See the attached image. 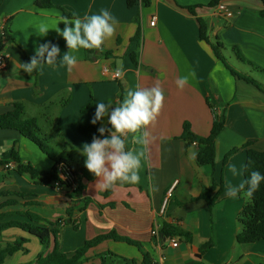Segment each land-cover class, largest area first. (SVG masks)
Instances as JSON below:
<instances>
[{
    "label": "crops",
    "instance_id": "obj_1",
    "mask_svg": "<svg viewBox=\"0 0 264 264\" xmlns=\"http://www.w3.org/2000/svg\"><path fill=\"white\" fill-rule=\"evenodd\" d=\"M35 1L0 0V43L7 57L0 72V115L12 111L13 104H21L26 115L35 118L46 134L67 144L73 160L78 161L86 158L81 152L83 145L92 142L79 128L92 127L100 134L98 129L104 127V135L110 136V113L129 88L158 84L164 106L147 129L149 143L138 184L101 189L95 177L73 199L71 190L41 185L38 178L0 167V193H10L0 197V205L14 202L0 213L14 214L7 220H24L15 214L29 212L44 221L62 223L59 245L68 256L85 241L113 232L139 243L154 264H264V241L238 244L235 240L240 231L237 216L248 197L243 193L227 197L224 192L211 209L200 197L204 188L214 184L211 196L220 182L225 187L226 183L236 186L244 181L247 148H243L248 142L250 149L264 153V84L251 76L257 73L264 77V73L253 71L234 54V49L238 50L245 61L264 71L260 0H219L218 4L229 9V18L216 6L208 7L212 0H147L145 5L143 0H134L131 6L127 0H52L53 7L45 9L38 8ZM193 7L194 14L189 11ZM101 9H107L117 20L115 36L105 41L102 50L81 49L70 72L61 66L59 58L55 65L43 64L32 74L19 68L20 63L30 62L41 44L58 45L61 57L68 51L55 30L39 36L41 23L55 28L63 17L62 10L83 19L99 14ZM153 17L155 24L150 26ZM197 19L206 22L209 42L218 39L223 52H229L238 65H231L223 54L229 66L255 81L259 89L233 77L216 59L210 45L199 39ZM61 23L58 27L62 30ZM5 33L10 42L3 39ZM118 67L123 75L114 79L112 74ZM183 76L188 77V83L181 89L177 80ZM98 102L108 104V115L94 125L91 121ZM221 114L225 127L216 140L215 165L198 167L193 156L196 146L185 148L180 139L182 126L188 123L196 136L207 137L214 116ZM14 144L23 162L42 171L51 169L53 164L45 155L15 131H0V160L9 159ZM126 148L137 151L141 146L129 135ZM232 150L235 153L223 164ZM232 164L241 169V175L233 176L229 169ZM85 198L90 202L82 210ZM67 209L72 210L70 216ZM163 223L188 233L190 239L172 237L178 244L175 248L167 238L158 241L151 231L160 232ZM17 238L28 240L25 251L7 257L3 264L33 263L43 249L35 238L18 229L0 233V247ZM51 248L52 244L44 254ZM79 264H142V255L125 242L106 240L88 250Z\"/></svg>",
    "mask_w": 264,
    "mask_h": 264
},
{
    "label": "trees",
    "instance_id": "obj_2",
    "mask_svg": "<svg viewBox=\"0 0 264 264\" xmlns=\"http://www.w3.org/2000/svg\"><path fill=\"white\" fill-rule=\"evenodd\" d=\"M218 1L219 0H212L208 4V7H215L218 4ZM260 2L262 3V9L258 12V14L260 17H264V0H260ZM133 3L134 0H127V4L129 6H131ZM147 3V0H143L142 2L144 5ZM35 5L42 9L53 7L52 0H36ZM189 11L190 13L194 14L195 7L189 8ZM62 12L63 17H72L69 12L65 10H62ZM197 22L199 25V39L210 45L216 59L226 67L233 77L251 83L259 89L260 87L255 81L243 74L238 73L229 66L225 57L223 56L224 46L218 39L212 43L209 42L206 22H204L202 19H197ZM61 25L64 26L63 23H61ZM3 39L7 42L11 41V38L6 33L3 35ZM3 45V43H0V51H2ZM234 54L241 63L248 64L253 71L264 73V71L252 66L250 63L245 61L239 54L238 50L234 49ZM131 59L134 60L133 56ZM224 127L225 121L223 114L220 116H214L212 127L207 137L196 136L194 133H192L188 123L183 124L180 139L184 141L185 148H189L193 143H195V163L198 167H214L216 157V140L218 135L224 130ZM0 131L17 132L20 136L33 143L40 150V152L47 156L53 163L50 170L42 171L32 166V164L29 162H23L19 157L18 150L14 144L8 155L9 159L0 160V167L3 170L5 169L4 167L9 164V162H12L15 165L13 169L15 173L18 175L28 174L33 179L38 178L37 182L41 185L58 183L66 190H71L72 185H74V189L71 190L70 196L73 199L78 198L85 189V185L95 178V176L91 174L85 167L86 158H81L78 161L73 160L67 148V144L61 141L60 138L59 140H55L53 137L46 134L39 126L38 121L35 118L28 117L26 115L24 107L21 104H13L12 111L0 115ZM55 132L57 134L56 137L58 138V130L56 129ZM79 132L82 135L88 137L90 140H93L94 136L100 139L105 137V135L101 136L98 134V132L92 127L82 126L79 128ZM250 145L251 142H248L243 148H247L243 171L244 180L249 177L252 171H259L261 174H264V153L250 149ZM53 146L59 150L54 151L52 148ZM234 153L235 150L230 151L224 157L222 163L225 164L228 158ZM216 186H218V189L213 196H211V194L214 192L215 184L210 188H204L200 193V197L206 199L210 209L215 206L219 196L225 192V187L221 182ZM107 192H109V190H107L105 193ZM242 193L244 194L243 191L240 194ZM8 195H10L8 192L0 193V197H5ZM14 195L18 197H25V194L22 193H14ZM89 202V199H83L84 206L81 209L83 210V208ZM11 205H14V202L7 201L0 205V210ZM66 213L68 216H70L72 214V210L67 209ZM12 215L14 214L6 212L0 213V233L9 229H18L30 237L35 238L41 245L43 252L40 253L36 260L31 264H79L81 258L88 250L96 247L106 240L125 242L129 245H132L136 247L142 255V264H154L149 254L142 249L139 243L119 237L113 232L85 241L84 244L71 256H68L61 252L59 245L58 230L62 223H50L29 212L15 214L24 218V220H7L8 218L12 217ZM237 222L240 226V231L235 237L236 243L254 244L258 241H264V182L261 183L259 189L251 197H248V201L243 205L240 212L238 213ZM159 234L162 236V238L167 239L172 237H184L187 240L190 239L188 233H183L167 223H163L161 225ZM27 241L28 240L26 238H17L14 242L7 243L2 248L0 247V264H3L4 260L7 257L12 256L14 253L18 251H25L23 246ZM51 244V250L44 254V251L48 250ZM207 247H209V244L204 246L203 249Z\"/></svg>",
    "mask_w": 264,
    "mask_h": 264
},
{
    "label": "clouds",
    "instance_id": "obj_3",
    "mask_svg": "<svg viewBox=\"0 0 264 264\" xmlns=\"http://www.w3.org/2000/svg\"><path fill=\"white\" fill-rule=\"evenodd\" d=\"M62 22L61 30L58 24ZM55 28L41 23L38 28L39 36H46L49 30H55L66 42L68 51L61 57L58 45L45 43L36 48L35 55L30 62L20 63L19 68L28 74L39 71L43 64L55 65L59 58L60 64L70 72L78 63V53L84 50H102L105 41L115 36L117 20L107 10L101 9L99 14L86 16L83 19L72 15L71 18L62 17ZM117 76H122V68L118 67ZM188 83V77L183 76L177 80V86L183 88ZM164 106V94L157 84L151 88L126 91L120 102L110 113L108 123L111 125L110 136L100 139L96 136L90 144H84L82 154L86 157L85 167L95 177L99 178L96 186L101 189L111 188L117 184H138L140 182V169L142 160L146 158L145 148L149 143L150 133L147 131L160 115ZM108 115V104L98 102L95 116L91 123L96 124ZM104 136L106 129H98ZM131 135L134 142L141 148L137 151L126 148V140ZM195 153H193V156ZM233 176L241 175V169L236 165H229ZM264 182V174L252 171L249 177L236 186L226 183L225 196L237 197L242 191L251 197Z\"/></svg>",
    "mask_w": 264,
    "mask_h": 264
},
{
    "label": "built area",
    "instance_id": "obj_4",
    "mask_svg": "<svg viewBox=\"0 0 264 264\" xmlns=\"http://www.w3.org/2000/svg\"><path fill=\"white\" fill-rule=\"evenodd\" d=\"M216 8H217V11H218L222 16H224V17H226V18H229V17H230L231 13H230L229 9H228L224 4H221V3H220V4H217V5H216ZM154 24H155V17L152 18V20H151V22H150V26H154ZM6 62H7V57L5 56V54H4L2 51H0V72H2V71L5 69V67H6ZM112 77H113L114 79H117V78H119L120 76H117V75H116V72H114V73L112 74ZM213 112H214L215 114L218 113L215 109L213 110ZM192 145L195 146V143H193ZM14 167H15V165H14L13 163H9V164H7V165L5 166V168H7V169H14ZM53 185H55L56 187H60V185H59L58 183H53ZM73 189H74V185H72L71 190H73ZM168 197H169V196H168ZM167 200H168V199H165V201H164V205H163V208L166 207ZM151 235L154 236V237H156V238L158 239V241H160V240L162 239V236L159 234V232H158L156 229H154V230L151 231ZM168 239H169L170 245H171L173 248L177 247L178 244H177V242H176V240H175L174 238H168Z\"/></svg>",
    "mask_w": 264,
    "mask_h": 264
},
{
    "label": "rangeland",
    "instance_id": "obj_5",
    "mask_svg": "<svg viewBox=\"0 0 264 264\" xmlns=\"http://www.w3.org/2000/svg\"><path fill=\"white\" fill-rule=\"evenodd\" d=\"M223 54H224V56L226 57L227 61H229V63H230L231 65H234L235 67L238 66V65H236L237 63H235V61H234L232 55H230L229 52H223ZM238 68H239V67H238ZM242 68H244V67H242ZM245 69H246V68H245ZM246 72H247V71H246ZM251 76H252L254 79L260 81V83L264 84V77H262V75L257 74V73H252ZM52 148H53L54 151H58V150H59V149H56L54 146H53ZM58 153H59V152H58ZM43 155H44V154H43ZM45 158L48 160V162L52 163V161H51L47 156H45ZM52 164H53V163H52ZM60 188H64V187L60 186ZM68 190H69V189H68ZM41 248H42V247H41Z\"/></svg>",
    "mask_w": 264,
    "mask_h": 264
}]
</instances>
